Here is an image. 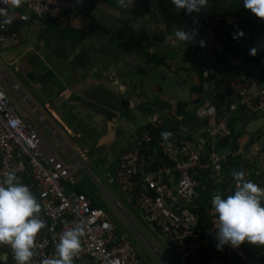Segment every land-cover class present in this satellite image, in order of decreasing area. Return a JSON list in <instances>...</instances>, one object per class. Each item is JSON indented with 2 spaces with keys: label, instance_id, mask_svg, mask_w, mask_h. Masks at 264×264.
<instances>
[{
  "label": "crops",
  "instance_id": "1",
  "mask_svg": "<svg viewBox=\"0 0 264 264\" xmlns=\"http://www.w3.org/2000/svg\"><path fill=\"white\" fill-rule=\"evenodd\" d=\"M72 1L76 8L58 17L13 23L16 37L0 47V85L14 99L22 119H46L34 124L48 147L78 174V182L89 190L91 183L99 186L142 235L120 208L124 202L137 209L130 197L121 192L122 200L117 201L104 187L112 184L120 190L115 183L120 156L155 119H164L165 127H173L171 133L186 130L192 138L201 134L209 118L205 110L227 113L231 97L226 84L241 73L264 85V21L244 9L243 0H207L198 13L176 11L171 0ZM213 16L220 18L223 45L233 48L224 61L213 53L193 57L173 35L182 28L204 38V21ZM240 31L243 35L233 39ZM253 47L257 52L250 55ZM208 74L216 82L200 83ZM178 104L187 112L178 114ZM228 126L230 138L238 137L236 149L242 151L228 169L264 187V115L239 109L230 114ZM44 128L49 130L45 136ZM151 151L143 153L145 159ZM70 188L85 193L99 208L77 183ZM31 193L37 201L35 191ZM38 218L43 221L40 210ZM140 218L144 222L141 213ZM39 232L46 234L45 223ZM244 248L250 254L264 253V246L246 242ZM7 264H12L10 254ZM72 264L93 263L73 256Z\"/></svg>",
  "mask_w": 264,
  "mask_h": 264
},
{
  "label": "built area",
  "instance_id": "2",
  "mask_svg": "<svg viewBox=\"0 0 264 264\" xmlns=\"http://www.w3.org/2000/svg\"><path fill=\"white\" fill-rule=\"evenodd\" d=\"M76 6L72 0H22L19 6H14L12 0H0V21L10 20L7 24L0 22V47L16 37L17 33L9 28L11 23L55 18ZM204 23L206 37L195 35L193 40L184 42L195 58L224 50L220 18L213 16ZM226 87L231 97L227 113L218 115L214 109L205 110L209 118L203 122L201 134L192 138L184 130L155 138L153 131L165 128V120H152L135 136L133 146L120 156L116 168L117 187L130 197L144 222L163 237L180 264H264V253H248L244 248L246 242L237 248L215 247L218 230L210 200L216 194L223 198L235 190L236 172L228 169V164L242 153L224 146L231 134L230 114L243 109L264 115V85L251 75L241 73L229 80ZM12 120L20 123L13 126ZM149 149L154 158L145 159L143 153ZM10 173L16 178L14 182L35 191L46 225V234L38 231L34 238L29 264L56 259L51 249L59 243L63 232L77 225L83 235L74 258L93 264H152L126 235L116 233L113 221L93 206L85 193L67 189L77 181L73 170L48 147L40 129L22 119L0 85V184ZM241 181L245 182V174ZM206 186L211 187V196L204 200ZM206 248L210 249L208 255ZM164 259L163 264H169Z\"/></svg>",
  "mask_w": 264,
  "mask_h": 264
},
{
  "label": "clouds",
  "instance_id": "3",
  "mask_svg": "<svg viewBox=\"0 0 264 264\" xmlns=\"http://www.w3.org/2000/svg\"><path fill=\"white\" fill-rule=\"evenodd\" d=\"M121 2L124 3L125 0ZM21 3L22 0H12L14 6ZM171 3L176 11L184 9L185 13H198L207 5V0H171ZM242 4L244 9L264 21V0H243ZM0 22L7 24L10 20L5 18ZM173 35L175 40L184 43L195 38V31L178 28ZM242 35L243 32L240 31L233 39ZM200 43L202 45L203 41ZM256 52V47L249 50L250 55H255ZM11 123L15 126L20 121L12 120ZM243 175V172L234 173L238 182L231 194L223 198L221 194H216L210 200L216 214L217 250L224 245L237 248L244 242L264 246V187L250 180L241 181ZM14 179V174L10 173L3 184H0V264H7L9 254L15 264H29L33 255L34 238L43 228L44 222L38 218L40 205L29 187L18 181L14 182ZM82 235L79 225L63 232L55 246L54 255L59 259H48L44 264H72V257L80 250L79 238ZM5 248L7 251L3 250Z\"/></svg>",
  "mask_w": 264,
  "mask_h": 264
},
{
  "label": "rangeland",
  "instance_id": "4",
  "mask_svg": "<svg viewBox=\"0 0 264 264\" xmlns=\"http://www.w3.org/2000/svg\"><path fill=\"white\" fill-rule=\"evenodd\" d=\"M10 99H11L10 101L13 104H15V109L17 110L19 107L16 105L14 99L12 97H10ZM31 120L42 124L41 119H31ZM48 131L49 130L47 128H44L42 131L43 136H45L46 133H49ZM76 178H77L76 181L77 185L80 186L82 189L86 190L87 193L92 196V198L95 200L96 204L101 210L110 213L114 225L115 224L117 226L119 225L118 229L120 230V232L124 233L127 236V238L136 248V250L139 253L141 252L140 254L148 262L152 264H163L162 257H164L167 259L169 264H179L175 254L165 243L163 237L159 235V233L155 232V230L152 229L151 226H147V224H145L141 220L140 212L138 209L134 208L135 210H133L132 208L128 207L124 202H120L121 203L120 208L134 221L136 226L140 229V231H142L143 236L139 233L136 227L132 225L130 221H128L127 217L123 214V212L114 203L109 201V199L105 196L103 190L99 186L97 187L95 183L94 184L91 183V185L93 186V190H89L87 187L84 186L83 183H81V180L80 182H78L79 179L77 176ZM83 178L84 180L88 181L89 175L87 173H83ZM104 187L117 201L122 200L121 196L123 195L121 191L118 190L116 187H114L112 184H105ZM151 245L155 249H153Z\"/></svg>",
  "mask_w": 264,
  "mask_h": 264
},
{
  "label": "trees",
  "instance_id": "5",
  "mask_svg": "<svg viewBox=\"0 0 264 264\" xmlns=\"http://www.w3.org/2000/svg\"><path fill=\"white\" fill-rule=\"evenodd\" d=\"M14 23V22H13ZM13 23H11L10 24V29H13V27H14V24ZM98 28L103 32V33H106V34H108V30L107 29H105V27L104 26H102V25H98ZM231 44H227V45H224V50H223V52H221V53H218V52H214L213 53V55L215 56V58H216V60H218V61H224L225 59H226V57H227V55H228V48H229V50L231 51V49H233V48H230L229 46H230ZM156 62H162V61H160V60H156ZM206 79H209L210 81H212V82H216V81H214V79L211 77V75H207V78L206 77H201V80H200V83L201 82H203L204 80H206ZM215 84V83H214ZM197 89H200L201 88V85L200 86H198V87H196ZM177 110H178V114L180 113H184V112H187V109H185V108H180V106H179V104H178V106H177ZM171 128H173V127H168L167 128V126L165 127V128H161V129H156V130H154L153 131V136H155V138H159L160 136H162V134L163 133H170V132H172V129ZM237 138L238 137H233L232 139L230 138V135L226 138V140L224 141V146H227V147H231V148H236V146H237ZM79 191V190H78ZM203 199L204 200H207L208 199V196H211V187H209V186H206L205 187V189H203ZM198 210L200 211V209L198 208ZM116 233L118 234V233H120L119 232V230H117V228H116Z\"/></svg>",
  "mask_w": 264,
  "mask_h": 264
},
{
  "label": "water",
  "instance_id": "6",
  "mask_svg": "<svg viewBox=\"0 0 264 264\" xmlns=\"http://www.w3.org/2000/svg\"><path fill=\"white\" fill-rule=\"evenodd\" d=\"M151 247H152L153 249H155L152 245H151ZM162 260L164 261L165 259L162 257Z\"/></svg>",
  "mask_w": 264,
  "mask_h": 264
}]
</instances>
